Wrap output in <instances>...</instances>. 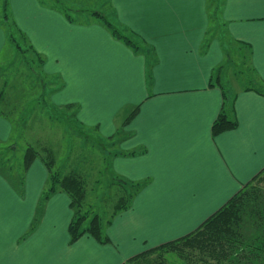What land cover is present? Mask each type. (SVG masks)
<instances>
[{
    "label": "crops",
    "instance_id": "crops-1",
    "mask_svg": "<svg viewBox=\"0 0 264 264\" xmlns=\"http://www.w3.org/2000/svg\"><path fill=\"white\" fill-rule=\"evenodd\" d=\"M102 1L118 26L143 40L148 57L98 21L70 23L39 0H8V11L15 28L44 57L43 71L63 84L50 94L52 104L77 106V122L96 126L103 137L112 136L122 113L137 106L122 127L128 137L119 150L144 152L113 157L110 168L128 181L148 183L112 220L109 244L87 235L70 244L72 212L63 192L49 197L35 229L22 237L47 178L38 159L26 170L22 197L0 175V264H122L195 229L264 166V96L238 91L237 127L211 135L222 96L209 80L224 61V47L214 38L202 48L207 1ZM218 17L231 40L250 45L251 64L264 82V0H221ZM11 133V123L0 115V141Z\"/></svg>",
    "mask_w": 264,
    "mask_h": 264
},
{
    "label": "trees",
    "instance_id": "trees-1",
    "mask_svg": "<svg viewBox=\"0 0 264 264\" xmlns=\"http://www.w3.org/2000/svg\"><path fill=\"white\" fill-rule=\"evenodd\" d=\"M39 1L62 13L70 23L89 24L93 21L91 19L94 18L109 31L112 37L128 46L134 53H144L148 57L149 53L146 52L143 46V40L128 28L118 26V23L114 19V12L108 2H103V6L108 5L110 9L109 14H106L105 10L96 11L86 8L70 10L68 6L62 3H55V5L51 6L46 4L44 0ZM65 1L71 2L72 0ZM69 10L76 12L71 14L82 16V20L71 16ZM2 11L4 21L8 18L10 19L13 31L19 34L22 40L27 42V47L36 56V59L42 66L44 58L33 50L24 34L16 29L14 23L11 21L8 11V0H3ZM210 17L213 19V16L210 15ZM13 31L5 33L6 40L14 43L15 47H19L12 40L13 38H11ZM209 40L210 38L206 36L202 48L208 45ZM235 42L248 51L245 57L242 53L240 54V58L243 59L242 61L244 59L247 61L243 64L246 71L240 69L239 75L243 74L245 80L253 83L251 85L237 84L238 87L234 89H231L230 85V88L225 87L224 82L226 81L220 79L219 75L221 71H226V62H223L212 72L209 86L217 85L222 96L220 110L211 125L210 131L212 136L237 127L234 101L238 91H254L264 96V82L258 79L256 71L251 64L250 45L237 40ZM146 74H148L147 77L149 79V72H146ZM62 86L63 84L60 81L58 88L52 91L51 94ZM8 104L7 99H5L3 92L0 90V115L9 120L13 131V121L8 113H6V110H4ZM52 106L61 107L54 104ZM62 107H75L72 113L73 118H75L77 106L68 104ZM136 111L137 106H134L124 115L120 127L116 129L113 136H101L96 126L83 127L88 131H94L95 140L100 141L99 150L101 152H103L102 147L104 146L112 148V151L105 153L103 158L104 171L109 176L105 184L107 189H110V193L113 192V195L116 197L110 212L106 209L98 211L93 210L89 206H84L83 200L86 192L83 177L84 169L68 168L63 171L61 166L57 167L55 165V152L50 145L45 143L41 145L27 143L21 154L14 160L16 164L9 165L4 152L13 151L16 147L13 143H10L3 148L2 145L4 143L0 141V175L14 188L20 197L24 193V175L35 159H38L47 171L46 182L40 193L34 217L28 230L22 237H25L35 229L42 216L44 204L49 197L56 192H63L69 198V208L72 211L67 226L69 243H73L83 235L91 237L98 244L110 243L106 229L111 225L112 220L117 214L131 207L135 196L148 183V179L135 182L128 181L114 173L110 168V162L113 157L134 156L144 152V149L129 152L119 150V143L128 137V134L123 132L122 127L134 116ZM245 221L247 227L242 226V224H245ZM170 255H174L185 262L197 261L201 264H264V166L250 180L242 184L236 193L204 219L195 229L173 240L147 248L128 258L122 264H171V261L168 259Z\"/></svg>",
    "mask_w": 264,
    "mask_h": 264
},
{
    "label": "rangeland",
    "instance_id": "rangeland-1",
    "mask_svg": "<svg viewBox=\"0 0 264 264\" xmlns=\"http://www.w3.org/2000/svg\"><path fill=\"white\" fill-rule=\"evenodd\" d=\"M44 1L51 6L55 3H62L68 6L70 10L86 8L96 11L105 10L106 14L110 13L108 6H103L102 0ZM206 1L207 8H209L208 12L213 16V19H211L212 17L209 19L207 37L211 40L214 38L219 39L224 47L223 62H226L227 69L225 72L221 71L219 78L225 80V87L230 88L231 86V89L237 88V84L251 85L253 82L250 83L249 80H245L243 74L239 75L240 69L246 71L243 64L247 61L245 59L242 61L240 54L242 53L245 57L248 51L228 36L224 23L218 17L221 0ZM2 4L3 0H0V43L2 42L0 49V90L9 103L4 110L13 121V131L9 140L3 142L2 147L4 148L10 143H13L16 147L13 151L4 152L9 165H13L14 160L21 154L27 143L34 145L48 144L54 149L55 165L57 167L61 166L63 171L68 168L84 169L83 177L86 190L83 200L84 206H89L98 211L106 209L110 212L116 197L113 192L110 193V189L108 190L105 184L109 176L104 171L103 158L105 153L112 151V148L104 146L102 147L103 152L99 150L100 141L95 140L94 131L84 129V126L79 124L76 118H73L72 113L75 107L61 106L57 108L52 106L49 96L52 91L58 88L60 79L43 71L36 56L27 47V42L13 31L10 19L4 21L2 18ZM70 10L71 16L82 20V16L71 14L76 12ZM91 20L95 19L92 18ZM7 31H13L11 38L19 47H15L14 43L8 42L6 37L2 36V33L4 32L5 35ZM131 109L127 108L122 116L124 117L125 113L127 114ZM107 190L108 192H106ZM244 223L242 226L247 227L246 221ZM147 248L151 247H146L143 250ZM168 259L171 264H201L197 261L185 262L174 255H170Z\"/></svg>",
    "mask_w": 264,
    "mask_h": 264
}]
</instances>
